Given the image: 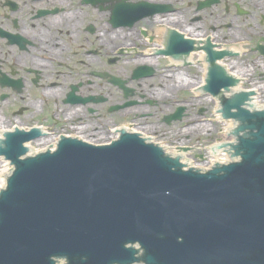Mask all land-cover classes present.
<instances>
[{
	"label": "flooded vegetation",
	"instance_id": "obj_1",
	"mask_svg": "<svg viewBox=\"0 0 264 264\" xmlns=\"http://www.w3.org/2000/svg\"><path fill=\"white\" fill-rule=\"evenodd\" d=\"M213 64L264 93V0H0V126L29 157L133 133L202 160Z\"/></svg>",
	"mask_w": 264,
	"mask_h": 264
},
{
	"label": "water",
	"instance_id": "obj_2",
	"mask_svg": "<svg viewBox=\"0 0 264 264\" xmlns=\"http://www.w3.org/2000/svg\"><path fill=\"white\" fill-rule=\"evenodd\" d=\"M218 68L206 82L228 91L237 80ZM253 95L221 98L237 121L225 146L240 159L207 171L136 135L110 151L21 158L28 149L6 133L0 264H264V109Z\"/></svg>",
	"mask_w": 264,
	"mask_h": 264
},
{
	"label": "rangeland",
	"instance_id": "obj_3",
	"mask_svg": "<svg viewBox=\"0 0 264 264\" xmlns=\"http://www.w3.org/2000/svg\"><path fill=\"white\" fill-rule=\"evenodd\" d=\"M195 69V68H194ZM258 98H260V101H259V103H261V104H263L264 103V94H259L258 95ZM193 100V99H192ZM193 102H195L194 100H193ZM207 103H209L208 105H209V118H210V121H209V126L211 127V130H210V132H211V135L210 136H212L214 139L213 140H210V136H208L207 134H206V132L205 133H198L197 131H193L192 129L190 130V138H191V140L189 141V143H185V144H189L190 145V147H191V151H192V154H194V156L196 155V153L197 154H202L204 157H205V155L207 154H205V148H204V145L205 144H209V143H211V142H213V143H215L216 142V140L218 139V136L221 134V128H222V126H221V124H220V121L217 119V117L215 116V112H214V108H215V105H213V102L211 101V100H208L207 99ZM214 106V107H213ZM212 107H213V110H212ZM196 115H194L193 117H195ZM2 126H5V125H2ZM1 126V127H2ZM0 131H2V129L0 128ZM221 136V135H220ZM219 136V137H220ZM184 154H185V152H184ZM201 155V156H202ZM204 157H202V159H204ZM196 159H198V158H195V159H191V160H194L195 161V166L196 165H199V166H204V165H206V163L208 162V161H210V159H208V161L206 160V162H202V161H200L199 159L198 160H196ZM205 160V159H204ZM1 161V160H0ZM197 162V163H196ZM193 165H194V163H192Z\"/></svg>",
	"mask_w": 264,
	"mask_h": 264
},
{
	"label": "bare ground",
	"instance_id": "obj_4",
	"mask_svg": "<svg viewBox=\"0 0 264 264\" xmlns=\"http://www.w3.org/2000/svg\"><path fill=\"white\" fill-rule=\"evenodd\" d=\"M193 57H197L198 55H192ZM239 87H237L235 90H238ZM233 90V91H235ZM260 101V98H256L253 100V104L257 107H262L264 106V103L261 104L259 103ZM216 116L217 118L221 121V126H222V137L220 138L219 141H227V140H232V137H229L227 138L226 136H230V135H227V132L229 131V129L233 128V124L234 122L233 121H229L226 120H221L220 116H219V113H216ZM1 128V127H0ZM8 127L6 126H3L1 129H7ZM193 130L197 131L198 133H205V131H209L211 130V127L209 125H199V126H194ZM216 144H218L216 142ZM216 146V145H214ZM213 149V148H212ZM168 150V149H166ZM171 154H178V155H184L182 154L179 150H176L175 148L174 149H170L168 150ZM212 155H209V159L211 160V162H217V160H220V161H223L226 158V155L225 153L221 152V151H218L216 154L215 153H211ZM184 162H190L189 160V157H187V155H184ZM208 166V163L205 165V167ZM12 170V168H10L9 164L6 162V161H1L0 162V187L4 186V183H5V175L7 173H9L10 171Z\"/></svg>",
	"mask_w": 264,
	"mask_h": 264
}]
</instances>
